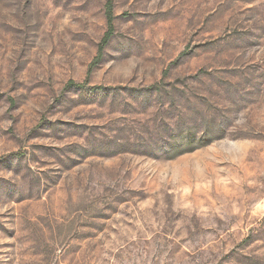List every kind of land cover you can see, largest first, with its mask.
Listing matches in <instances>:
<instances>
[{"label":"rangeland","instance_id":"obj_1","mask_svg":"<svg viewBox=\"0 0 264 264\" xmlns=\"http://www.w3.org/2000/svg\"><path fill=\"white\" fill-rule=\"evenodd\" d=\"M107 1L0 0V264H264V0Z\"/></svg>","mask_w":264,"mask_h":264},{"label":"trees","instance_id":"obj_2","mask_svg":"<svg viewBox=\"0 0 264 264\" xmlns=\"http://www.w3.org/2000/svg\"><path fill=\"white\" fill-rule=\"evenodd\" d=\"M106 17H107L108 29L105 32L104 36H103V39H102V42H101V45H100V52L103 51V48L109 42V40L111 39V37L113 36L114 31H115V23H114L115 14H114L113 0H108L107 1V4H106ZM97 59H99V58H97ZM95 62H97V60ZM71 83H75V82L73 81ZM77 85L85 86L86 83H78Z\"/></svg>","mask_w":264,"mask_h":264}]
</instances>
